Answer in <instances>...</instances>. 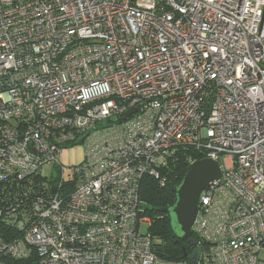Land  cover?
Instances as JSON below:
<instances>
[{"label":"built area","instance_id":"built-area-1","mask_svg":"<svg viewBox=\"0 0 264 264\" xmlns=\"http://www.w3.org/2000/svg\"><path fill=\"white\" fill-rule=\"evenodd\" d=\"M186 146L222 169L198 264H264V0H0V194L45 165L75 179L30 219L0 195V264H187L155 253L140 199Z\"/></svg>","mask_w":264,"mask_h":264},{"label":"trees","instance_id":"trees-1","mask_svg":"<svg viewBox=\"0 0 264 264\" xmlns=\"http://www.w3.org/2000/svg\"><path fill=\"white\" fill-rule=\"evenodd\" d=\"M212 96L206 95L203 108L208 112L211 107ZM204 158V154L192 146L180 147L168 156L166 163L158 166V176L146 174L140 185V199L142 201V216L149 218L146 231L153 238V249L161 259L170 261H184L190 264V259L197 246H189L180 240L173 232L170 219L164 209L175 203V187L180 184L192 162ZM59 174L53 177L36 174L25 185L14 184L7 190L1 191L5 197H11L17 212L32 218L33 202L39 198H50L54 193L67 191L75 185V179L68 180L59 187ZM60 189V190H59ZM0 230L8 233V228L0 223ZM10 232V230H9ZM186 253V256H185ZM8 264H36L35 255L27 259H8Z\"/></svg>","mask_w":264,"mask_h":264},{"label":"water","instance_id":"water-1","mask_svg":"<svg viewBox=\"0 0 264 264\" xmlns=\"http://www.w3.org/2000/svg\"><path fill=\"white\" fill-rule=\"evenodd\" d=\"M134 111H129L128 115ZM221 176L222 169L217 160L203 158L192 162L180 184L175 187V203L164 209L175 235L189 246L198 245V239L193 236L192 228L198 213L201 193ZM198 255L199 249L196 247L190 264H198Z\"/></svg>","mask_w":264,"mask_h":264},{"label":"rangeland","instance_id":"rangeland-1","mask_svg":"<svg viewBox=\"0 0 264 264\" xmlns=\"http://www.w3.org/2000/svg\"><path fill=\"white\" fill-rule=\"evenodd\" d=\"M84 156V148L82 145H76L71 148H67L64 151L62 162L65 166L73 165L76 163H80ZM223 161L229 162L228 156H223ZM71 169L69 167L66 168V176L68 178V173ZM42 173L44 176L53 177L55 175V167L53 165H45L42 168ZM147 229V225L143 226V230Z\"/></svg>","mask_w":264,"mask_h":264}]
</instances>
